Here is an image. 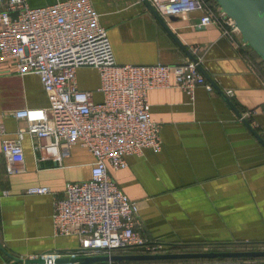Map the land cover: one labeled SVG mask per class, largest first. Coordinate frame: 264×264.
<instances>
[{"label": "crops", "instance_id": "crops-1", "mask_svg": "<svg viewBox=\"0 0 264 264\" xmlns=\"http://www.w3.org/2000/svg\"><path fill=\"white\" fill-rule=\"evenodd\" d=\"M56 1L62 0H27L32 7ZM90 2L117 63L189 61L142 0ZM3 7L0 0V10ZM160 16L186 52L197 59L212 90L199 85L190 97L173 87L149 89L148 115L160 125L161 149L146 147L127 155L124 168L107 165V172L137 204L141 236L147 244L160 245V252L166 245L217 249L210 251L264 250V147L225 101L228 98L264 139V62L238 32L225 35L216 24L201 25L197 10ZM76 84L91 92L93 102L102 101L95 67H79ZM48 106L36 74L18 75L13 60L0 61V125L5 131L0 135V192L8 191L0 197V264H24L2 248L19 258L63 253L78 245L75 236L54 234L52 195L25 191L46 186L61 196L69 183L90 178L92 154L73 145L60 162L38 160L33 139L26 134L21 141L24 160L17 172L8 173L2 153V139L14 137L17 128L26 125L12 111ZM71 241L74 246L69 248ZM128 251L142 253L143 248ZM134 264H264V257Z\"/></svg>", "mask_w": 264, "mask_h": 264}, {"label": "built area", "instance_id": "built-area-1", "mask_svg": "<svg viewBox=\"0 0 264 264\" xmlns=\"http://www.w3.org/2000/svg\"><path fill=\"white\" fill-rule=\"evenodd\" d=\"M148 1L161 15L197 10L201 12V25L216 24L225 35L238 32L233 21L207 0ZM2 2L0 61L13 60L18 75L36 74L49 99L47 108L12 111L26 125L17 128L14 137L1 141L7 172L19 170L17 165L24 160L21 141L26 134L33 139L38 160L60 162L73 145L93 156L90 178L69 183L61 196H55L46 186L25 191L52 195L54 234L75 236L77 247L63 253L28 254L19 257L21 263L73 264L57 263L56 259L112 254L129 246L142 247V253L160 252V245L147 244L141 236L137 204L109 176L107 165L122 169L127 155L139 154L146 147L161 149L160 125L148 115L149 89L173 87L192 97L197 86L204 85L208 91L212 86L191 61L173 65L117 63L90 0H62L37 7L27 0ZM82 66L98 70L101 102H93L90 91L78 89L76 70ZM231 93L226 91L227 95ZM4 133L0 125V135ZM7 195V190L0 192V197Z\"/></svg>", "mask_w": 264, "mask_h": 264}, {"label": "water", "instance_id": "water-1", "mask_svg": "<svg viewBox=\"0 0 264 264\" xmlns=\"http://www.w3.org/2000/svg\"><path fill=\"white\" fill-rule=\"evenodd\" d=\"M149 8L152 15L159 21L162 27L168 32L174 41L185 51L189 61L196 63L198 69L203 74V69L197 59L181 45L171 31L163 23L160 14L152 7L148 0H142ZM222 12L229 17L234 26L237 28L242 40L249 45L264 62V0H215ZM201 13V12H200ZM208 79V77H207ZM225 101L236 113L237 117L241 119L244 125L255 136L258 142L264 147V139L258 132L251 127L247 119L242 117L241 113L236 109L232 102L225 97ZM0 247H2L0 245ZM129 246L127 248H131ZM11 259L16 262H21V259L8 254ZM264 250H238V251H192V252H154V253H127V254H97L80 257H62L57 258V263L72 262L73 264H96L104 262H137V261H161V260H204L211 261L215 259H252L263 258Z\"/></svg>", "mask_w": 264, "mask_h": 264}, {"label": "trees", "instance_id": "trees-1", "mask_svg": "<svg viewBox=\"0 0 264 264\" xmlns=\"http://www.w3.org/2000/svg\"><path fill=\"white\" fill-rule=\"evenodd\" d=\"M208 2H210V4L212 6H216V2L215 0H207ZM162 249L167 250L166 252H172V253H179V252H192L194 250H190V247H183V245H177V246H173V245H166L163 246ZM129 248H118L114 251V253L116 254H127L129 253ZM164 250H162L161 252H165ZM215 260H224V259H215ZM229 260V259H228ZM171 261H191V260H161L159 262H171ZM207 261V260H206ZM213 261V260H211ZM139 262H151V261H137V262H126V263H139ZM153 262H157V261H153Z\"/></svg>", "mask_w": 264, "mask_h": 264}, {"label": "rangeland", "instance_id": "rangeland-1", "mask_svg": "<svg viewBox=\"0 0 264 264\" xmlns=\"http://www.w3.org/2000/svg\"><path fill=\"white\" fill-rule=\"evenodd\" d=\"M73 244V241L70 242V244H67V246L70 248L71 246H74L72 245ZM190 250H197V251H210V250H217V249H190ZM129 264H133V263H129Z\"/></svg>", "mask_w": 264, "mask_h": 264}]
</instances>
